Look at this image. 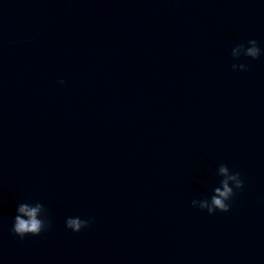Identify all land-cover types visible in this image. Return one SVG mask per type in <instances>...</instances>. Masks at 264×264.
I'll return each instance as SVG.
<instances>
[{
	"label": "water",
	"instance_id": "1",
	"mask_svg": "<svg viewBox=\"0 0 264 264\" xmlns=\"http://www.w3.org/2000/svg\"><path fill=\"white\" fill-rule=\"evenodd\" d=\"M249 39L264 0H0V264H264V56L230 55ZM221 165L244 188L208 215ZM26 201L51 227L20 239Z\"/></svg>",
	"mask_w": 264,
	"mask_h": 264
},
{
	"label": "clouds",
	"instance_id": "2",
	"mask_svg": "<svg viewBox=\"0 0 264 264\" xmlns=\"http://www.w3.org/2000/svg\"><path fill=\"white\" fill-rule=\"evenodd\" d=\"M234 61H239L241 57L251 60H257L264 56V48L259 46L256 39H249L246 44L236 45L230 53ZM233 71H247V64L233 63ZM64 84V80L58 81ZM219 178L214 189L204 195L199 202H192L193 208L206 211L208 215H215L217 212L227 213L231 209V204L236 194L244 188V179L239 171L230 168L228 165H221L216 173ZM197 203L199 206L197 207ZM264 204V200L258 201ZM93 218L85 220L82 217L68 218L65 227L73 233H79L93 223ZM51 227V219L47 208L39 202L26 201L16 205L12 220L11 232L24 239L25 237H37L47 232Z\"/></svg>",
	"mask_w": 264,
	"mask_h": 264
}]
</instances>
